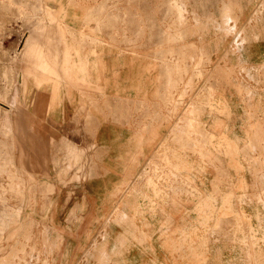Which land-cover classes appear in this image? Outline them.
Segmentation results:
<instances>
[{"label": "rangeland", "instance_id": "obj_1", "mask_svg": "<svg viewBox=\"0 0 264 264\" xmlns=\"http://www.w3.org/2000/svg\"><path fill=\"white\" fill-rule=\"evenodd\" d=\"M59 86L76 90L90 163L46 126ZM100 145L125 170L85 188L102 195L90 234L65 240L38 217L48 150L75 186L107 172ZM80 205L68 225L83 227ZM65 242L75 264L132 246L152 264L155 248L170 264H264V0H0V264H54Z\"/></svg>", "mask_w": 264, "mask_h": 264}, {"label": "crops", "instance_id": "obj_2", "mask_svg": "<svg viewBox=\"0 0 264 264\" xmlns=\"http://www.w3.org/2000/svg\"><path fill=\"white\" fill-rule=\"evenodd\" d=\"M90 76H97L94 72V70H90L89 72ZM47 90V89H46ZM46 90L44 89H40L41 94L39 96L38 102L34 103V107L36 109V111L38 112H42V110H46V108L50 105L48 104L49 102H47L48 98L46 97ZM75 88H69L66 86H59L57 88V92H56V96H54V98H56L57 100V105L56 108L57 110H52V111H48L46 113V116L44 118V121L46 122V126L52 130V135H54V138L60 136L62 138H64L65 140H69L70 139V143L74 144V146L76 147V149H79L81 151V153L83 154H87L86 156H88L86 163H90L89 160V152L88 149H90L91 147L83 145L82 140L81 139H87L88 136L82 135L81 136V129L79 128V126L75 125V123L80 122V119H77V116L79 114L78 111H76L77 108V101H76V94H75ZM53 98V99H54ZM53 101V100H52ZM63 107L67 108L70 107L71 111H67L64 112L63 111ZM53 113V114H52ZM48 118V120H47ZM74 119V121H73ZM76 120H78V122H75ZM49 122L53 124V126L51 127L49 125ZM48 124V125H47ZM65 129L67 130L64 135H62L61 130ZM71 131V133L69 134L68 132ZM104 132H100L95 135V139L94 142L97 143L99 141H104L105 143V135ZM119 133V132H118ZM47 136V135H46ZM48 137V136H47ZM42 138H46L44 135L42 136ZM101 139V140H100ZM75 140V141H74ZM80 140V141H79ZM114 140V138H113ZM103 143V144H104ZM111 143V142H110ZM74 147V148H75ZM86 148V149H85ZM114 148L107 147L105 145H100V147L98 148V151L102 153V155H109V157H111V160H107L106 163H104V165L106 166L107 169H104L103 171H107L106 173H104V175H100L96 178H84V176L81 178L79 185L74 184L75 186H78L80 188V195H79V199L77 200H73V198H76V196H72V195H65V187H68V183L65 184H61L57 178L54 176V171L57 170L56 165H53L52 159L50 158V155H55L56 153H54L52 150H48V166H47V170H48V178L50 181H52V194L50 195V197L48 198V210L43 214L38 216L39 218H49L51 220L52 223H54L53 225H56L58 228H62V235L64 236L65 240H72L71 238H73L74 236L76 237L77 235H80L81 237L84 236L83 241H85V235H89V231H90V227L89 226V220L90 218L93 217V206L92 203L94 202H101L100 199V195L97 194H90L87 190H85V188H88V185L91 184L92 182H96L97 184L100 185H104L108 180V178H106L110 172H111V176L113 178H115V174L116 172H122L123 170H125V167H123L122 165L120 166L119 169H117L116 167H114V162H115V157L111 156L110 151H113ZM46 153V152H45ZM120 152L119 155H122ZM118 162V161H117ZM82 170L83 169H87V166L85 167V162L84 165H82ZM89 171V170H88ZM119 179V177H116ZM96 179V180H94ZM72 187H75L73 185H70ZM102 196V195H101ZM66 206V211L65 213L60 215V210L62 208V205ZM69 204V205H68ZM73 204V205H72ZM78 204H81L80 206L82 207V209H84V211H80V225L82 224V228H78L77 226H70L68 225L66 219H72L75 215H78V213L75 211ZM55 219H60L62 220L61 224H56L55 223ZM60 226V227H59ZM62 226V227H61ZM71 242V241H70ZM76 244V243H75ZM64 245H65V249H64ZM73 244L68 245L63 244L61 246V248L59 249V253L61 258L60 259H56L54 264H75V261H73V255L74 253L73 251ZM63 251V255L60 253ZM150 249V248H148ZM129 251L131 253H133L131 255L130 252L123 254V256L121 254H119L117 257H114L113 259H111L110 261L112 262V264H152V256H146L147 258L141 256L143 254H145V251L147 250H143L142 248H138L136 246H132L130 247ZM151 251V250H150ZM164 251H160V249L155 248L154 249V254L156 256V258H160L157 259L158 262H164V264H170L168 262V258L165 257L166 259L162 258L164 255ZM63 256V257H62ZM138 260V261H137ZM167 262V263H166Z\"/></svg>", "mask_w": 264, "mask_h": 264}]
</instances>
